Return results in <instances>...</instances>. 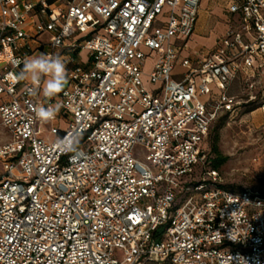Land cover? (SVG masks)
<instances>
[{
	"label": "built area",
	"instance_id": "2783aa9c",
	"mask_svg": "<svg viewBox=\"0 0 264 264\" xmlns=\"http://www.w3.org/2000/svg\"><path fill=\"white\" fill-rule=\"evenodd\" d=\"M199 5L0 0V264H264V191L225 187L208 143L264 103V0L189 51ZM38 55L66 65L55 97L18 79Z\"/></svg>",
	"mask_w": 264,
	"mask_h": 264
},
{
	"label": "rangeland",
	"instance_id": "374dc122",
	"mask_svg": "<svg viewBox=\"0 0 264 264\" xmlns=\"http://www.w3.org/2000/svg\"><path fill=\"white\" fill-rule=\"evenodd\" d=\"M226 5L227 0H200L195 31L190 36V44L193 47L202 45L205 50L209 49L225 27L232 22ZM44 36H41V40ZM228 90L239 98H244L240 73L234 77ZM262 104L264 103L258 99L242 103L237 111L221 113L212 123L208 136L209 148L216 134V146L226 157L224 162L216 167L225 187L233 190L250 188L264 191V109L260 107ZM214 156L210 149L211 161ZM145 264L156 263L146 261Z\"/></svg>",
	"mask_w": 264,
	"mask_h": 264
},
{
	"label": "clouds",
	"instance_id": "9594fccd",
	"mask_svg": "<svg viewBox=\"0 0 264 264\" xmlns=\"http://www.w3.org/2000/svg\"><path fill=\"white\" fill-rule=\"evenodd\" d=\"M23 65L18 79L30 80L35 86V92L42 91L45 97L52 98L63 91L67 78V69L59 56L26 57L23 60ZM42 82L43 87L41 89ZM36 116L41 120L47 121L54 118L55 110L41 106L36 109Z\"/></svg>",
	"mask_w": 264,
	"mask_h": 264
},
{
	"label": "crops",
	"instance_id": "0c3cea01",
	"mask_svg": "<svg viewBox=\"0 0 264 264\" xmlns=\"http://www.w3.org/2000/svg\"><path fill=\"white\" fill-rule=\"evenodd\" d=\"M229 2H230V0H227V5H226V9H227V6H228V4H229ZM200 6V5H199ZM228 11V10H227ZM198 16H199V13H198ZM228 16H230L231 17V15L228 13ZM198 20V19H197ZM197 23V22H196ZM228 26V25H227ZM226 26V27H227ZM195 27H196V25H195ZM226 27H225V29H226ZM225 29L223 30V32L220 34V35H222L224 32H225ZM194 31H195V29H194ZM194 31H193V33H194ZM192 33V34H193ZM219 35V36H220ZM218 36V37H219ZM217 37V38H218ZM217 38L215 39V41L217 40ZM214 44H215V42H214ZM214 44H213V46H214ZM187 46H188V50L189 51H192V50H205L204 48H202V45L201 46H198V47H193L191 44H190V38L188 39V44H187ZM212 46V47H213ZM212 47H210L209 49H211ZM38 56H40V55H38ZM38 56H36V57H38ZM75 60L78 62V63H80V64H82V65H86L87 64V52L85 51V50H80L78 53H77V55L75 56Z\"/></svg>",
	"mask_w": 264,
	"mask_h": 264
},
{
	"label": "trees",
	"instance_id": "16d2710c",
	"mask_svg": "<svg viewBox=\"0 0 264 264\" xmlns=\"http://www.w3.org/2000/svg\"><path fill=\"white\" fill-rule=\"evenodd\" d=\"M216 139H217V135L215 134L213 137V141L211 143V146H210L211 152H213L215 154L212 161H210L211 165L214 167H218L226 159V157L219 152V150L216 146Z\"/></svg>",
	"mask_w": 264,
	"mask_h": 264
}]
</instances>
